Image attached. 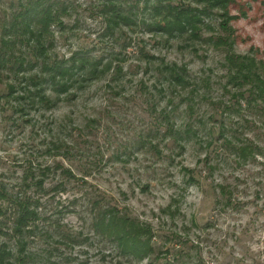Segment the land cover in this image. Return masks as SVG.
Instances as JSON below:
<instances>
[{
    "label": "rangeland",
    "instance_id": "obj_1",
    "mask_svg": "<svg viewBox=\"0 0 264 264\" xmlns=\"http://www.w3.org/2000/svg\"><path fill=\"white\" fill-rule=\"evenodd\" d=\"M21 1L0 0V45ZM57 1L48 59L105 67L52 108L8 100L17 79L0 76V180L18 190L26 169L54 164L77 176H49L65 191L44 197L29 264H264V105L228 64L264 65V0H168L207 12L197 39L156 31L160 0ZM112 3L128 21H108ZM95 201L146 231L151 251L135 258L94 234Z\"/></svg>",
    "mask_w": 264,
    "mask_h": 264
},
{
    "label": "trees",
    "instance_id": "obj_2",
    "mask_svg": "<svg viewBox=\"0 0 264 264\" xmlns=\"http://www.w3.org/2000/svg\"><path fill=\"white\" fill-rule=\"evenodd\" d=\"M207 1L212 7L218 4L223 9L227 8L226 0ZM58 3L57 0H22L19 9L12 12L10 22L4 27L0 45V76L7 71L6 78L12 73L17 79L14 80L16 83L7 85L6 97L17 103L29 102V109L36 108L39 103L48 108L54 107L61 101L62 95L70 93L76 86L84 88L86 83L98 78L105 67L100 59L81 56L68 61L52 62L48 59L47 52L55 35L54 27L64 25L62 14L66 9L60 10ZM109 7L108 21L112 25L119 26L129 20L116 4L112 3ZM155 14L160 17L154 23L159 33L169 38L191 33L197 39L196 35L201 31V17L207 12L160 0ZM228 64L234 72L232 79L239 81L237 85H248L253 100L258 99L264 105V65L255 58L239 55H230ZM35 70H38V75L26 76ZM23 75L25 77L21 78ZM47 87L55 93V98L46 94ZM12 108L23 113L25 104ZM55 170L68 177H77L71 170L54 164L53 167L40 165L26 169L18 190H12L0 180V235L13 238L18 245L15 252L9 242L0 244V264H29L33 259L28 252L29 239L37 234L42 223L49 220L45 217L44 197L51 195L50 192L57 194L65 191L64 184H57L50 190L46 187L49 176ZM100 205L102 203L99 201L93 202L94 234L113 243L125 255L135 258H142L151 251L152 245L146 231L129 218H123L114 206Z\"/></svg>",
    "mask_w": 264,
    "mask_h": 264
}]
</instances>
